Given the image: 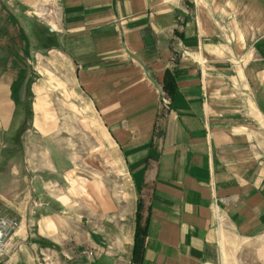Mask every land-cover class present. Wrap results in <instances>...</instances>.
Wrapping results in <instances>:
<instances>
[{
	"label": "crops",
	"instance_id": "1",
	"mask_svg": "<svg viewBox=\"0 0 264 264\" xmlns=\"http://www.w3.org/2000/svg\"><path fill=\"white\" fill-rule=\"evenodd\" d=\"M138 206L137 264H264V0H0V263L136 264Z\"/></svg>",
	"mask_w": 264,
	"mask_h": 264
},
{
	"label": "rangeland",
	"instance_id": "2",
	"mask_svg": "<svg viewBox=\"0 0 264 264\" xmlns=\"http://www.w3.org/2000/svg\"><path fill=\"white\" fill-rule=\"evenodd\" d=\"M38 17L43 19V20H38L39 18H36L35 16L31 17L32 19L34 20H38L39 22H42V24L44 22H46V24L49 22L51 25L53 23V21L51 20V16L50 15H47L46 14H38ZM52 23H51V21ZM48 21V22H47ZM54 24V23H53ZM45 25V23H44ZM47 26V25H45ZM53 27V26H51ZM37 76V75H36ZM54 90H58L57 88L55 89H51V92H50V100L47 99V101H45V99L43 98L42 102H40L38 104L37 107H39L36 111V113L38 114L41 113L42 111L46 110V111H51V112H55V113H61V112H65L67 116H69V118H67L65 121L64 120H61L59 119L58 121L60 122H66V123H72L73 125V116L72 117V120L70 118V115H72L75 111H78V108H77V105L78 104V101H77V98L76 96H74L72 93H71V89H69V95L67 96V98H65V102L63 101H58V94L56 92H53ZM27 98L25 100V103L21 104L20 105V115L21 117L23 118V120H20V126L22 127H25L26 126V123H28L30 121V117H31V112H30V100H31V97H30V94L28 93L27 94ZM41 117V115H40ZM26 122V123H25ZM42 124V119H39L38 121V127L41 126ZM69 128V127H67ZM86 128V124L84 123V129ZM67 139H72L71 142H74L73 141V137H66ZM85 138V137H84ZM84 143L86 142L85 140L83 141ZM1 214V213H0ZM2 215V214H1ZM6 217V216H5ZM9 218V217H7ZM11 219V218H9ZM14 220V219H12ZM16 221V220H15ZM17 222V221H16ZM18 223V222H17ZM18 227H19V223H18Z\"/></svg>",
	"mask_w": 264,
	"mask_h": 264
},
{
	"label": "built area",
	"instance_id": "3",
	"mask_svg": "<svg viewBox=\"0 0 264 264\" xmlns=\"http://www.w3.org/2000/svg\"><path fill=\"white\" fill-rule=\"evenodd\" d=\"M46 14L51 16V23L52 25L48 22L47 25L48 27L51 28V26L55 25L54 18H53V10L50 8L44 7V5H38L34 8H32L29 12L31 16H35L36 18L38 17V14ZM41 19V18H40ZM160 102L162 107L166 108L168 105V100L166 95L163 93V91L160 92ZM228 199L226 198H216L214 197L209 205V210H210V216L213 220L214 226L216 229L222 228L225 226L224 223V218L222 215V212L220 211L218 204L220 202L226 201ZM18 228V223L15 220L9 219L3 215L0 214V256H4V254L7 253V250L10 249V236L16 229ZM0 264H6L4 262Z\"/></svg>",
	"mask_w": 264,
	"mask_h": 264
},
{
	"label": "trees",
	"instance_id": "4",
	"mask_svg": "<svg viewBox=\"0 0 264 264\" xmlns=\"http://www.w3.org/2000/svg\"><path fill=\"white\" fill-rule=\"evenodd\" d=\"M162 91L169 95V93L172 91L173 88V76L168 71L164 72L163 76V84L161 86ZM135 228L133 233V243H132V250H131V261L132 263H138L141 258V252H142V241L144 236V230L143 227L139 224V206L136 210V216H135Z\"/></svg>",
	"mask_w": 264,
	"mask_h": 264
},
{
	"label": "water",
	"instance_id": "5",
	"mask_svg": "<svg viewBox=\"0 0 264 264\" xmlns=\"http://www.w3.org/2000/svg\"><path fill=\"white\" fill-rule=\"evenodd\" d=\"M51 29V28H50Z\"/></svg>",
	"mask_w": 264,
	"mask_h": 264
}]
</instances>
